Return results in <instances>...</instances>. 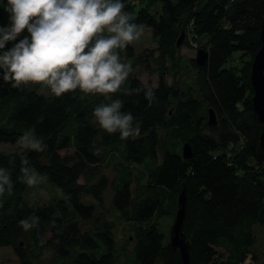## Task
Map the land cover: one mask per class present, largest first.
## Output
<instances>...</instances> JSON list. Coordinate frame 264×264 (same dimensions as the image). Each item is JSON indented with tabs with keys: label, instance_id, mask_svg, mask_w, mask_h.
Instances as JSON below:
<instances>
[{
	"label": "trees",
	"instance_id": "trees-1",
	"mask_svg": "<svg viewBox=\"0 0 264 264\" xmlns=\"http://www.w3.org/2000/svg\"><path fill=\"white\" fill-rule=\"evenodd\" d=\"M122 3L135 23L150 28L156 43L147 66L158 84L146 85L132 72L126 86L140 92L112 97L135 117L138 136L121 140L100 128L94 109L110 102L102 96L77 89L56 97L42 85L16 89L0 73V144L15 147L0 151V167L9 170L14 185L11 195L0 198V247H11L19 264H33L47 250L52 264H182L161 221L174 219L185 189L183 233L191 264H264L254 230L264 227V147L250 78L262 46L264 0ZM6 7L7 0H0V26L9 23ZM182 31L183 45L197 41L196 51L208 52L202 66L196 56L181 54L183 45L177 48ZM121 56L122 62L143 60L135 42ZM147 88L155 92L151 105ZM210 109L218 120L213 127ZM29 128L47 145L44 152L21 153L17 138ZM185 143L190 159L182 155ZM21 155L52 190L41 204L19 179ZM108 190L133 242L118 243L105 207ZM33 218L38 223L24 230L20 221Z\"/></svg>",
	"mask_w": 264,
	"mask_h": 264
},
{
	"label": "clouds",
	"instance_id": "clouds-1",
	"mask_svg": "<svg viewBox=\"0 0 264 264\" xmlns=\"http://www.w3.org/2000/svg\"><path fill=\"white\" fill-rule=\"evenodd\" d=\"M124 7L122 0H7L9 23L0 26V73L4 81L21 90L31 85L46 86L56 97L77 89L84 96H102L110 102L94 109L100 128L108 134L119 133L121 140L138 136L135 117L122 111V100L112 99L118 93L140 92L126 86L133 67L131 62H122L121 53L138 42L144 30ZM144 97L149 105L154 103V90L145 89ZM17 144L21 153L24 149L44 152L47 148L32 128L17 138ZM9 164H15L14 158ZM20 171L19 179L30 187L44 180L23 155ZM13 187L9 170L0 167V198L11 195ZM37 223L38 218L31 223L20 221L26 231Z\"/></svg>",
	"mask_w": 264,
	"mask_h": 264
},
{
	"label": "rangeland",
	"instance_id": "rangeland-1",
	"mask_svg": "<svg viewBox=\"0 0 264 264\" xmlns=\"http://www.w3.org/2000/svg\"><path fill=\"white\" fill-rule=\"evenodd\" d=\"M144 34L141 37V39L138 42H135V50L136 55H142V62L140 64H133L132 61H129L127 59H124V63L131 62L133 67V73L137 74L139 79L146 85H157L158 84V76L155 72L148 69L147 64L149 63V53L151 50H153L156 47L155 40L152 35V31L150 28L144 27ZM191 44V43H190ZM199 43L196 41L195 46H197ZM195 46H187L183 45L181 48V54L185 55L186 57H195L196 56V47ZM147 55V58L144 60L145 56ZM236 63V62H235ZM191 75H193V72H191ZM170 81V78H168ZM15 147H12L11 145L7 144H0V151H11L14 150ZM52 190L49 188V186L43 182L38 183L35 186L30 187L28 191V195L31 198H34L37 203H43L44 201H47L50 198ZM111 199H112V191L108 190L106 193V202L105 207L106 211L109 214V218H112L116 225L117 230V238L118 243L122 244L124 243L125 239H130V241L133 242V233L131 231V228L128 224L120 222L116 218V213L113 211L111 206ZM173 221L171 218H165L162 219L161 225L162 230L165 233V235L170 239V233H171V227L173 225ZM87 227V226H86ZM254 230L256 231V235L259 233V238L257 240V243H259L261 252L260 258L262 261H264V227L261 225H255ZM256 243V244H257ZM132 247L130 244L129 249ZM53 261V252L51 250H47L43 253V255L35 260L33 264H52ZM0 264H19V260L14 252V250L11 247H0ZM69 264V263H67Z\"/></svg>",
	"mask_w": 264,
	"mask_h": 264
},
{
	"label": "water",
	"instance_id": "water-1",
	"mask_svg": "<svg viewBox=\"0 0 264 264\" xmlns=\"http://www.w3.org/2000/svg\"><path fill=\"white\" fill-rule=\"evenodd\" d=\"M186 33L181 32L177 39V48H180L185 41ZM261 48L254 57L251 66V84L253 89L252 106L258 120L262 124V133L260 135V144L264 147V21L262 24ZM196 63L199 66L205 64L208 58V52L205 49H199L196 54ZM218 123L216 113L210 109L208 112V125L213 127ZM182 155L185 159H190L193 156L191 146L188 143L184 144ZM187 215V197L185 189L182 190L177 199V210L174 216L173 225L170 233V245L173 249L180 252L182 264H191L190 244L186 241L183 233L184 223Z\"/></svg>",
	"mask_w": 264,
	"mask_h": 264
},
{
	"label": "built area",
	"instance_id": "built-area-1",
	"mask_svg": "<svg viewBox=\"0 0 264 264\" xmlns=\"http://www.w3.org/2000/svg\"><path fill=\"white\" fill-rule=\"evenodd\" d=\"M193 46H195V43L193 44ZM196 47V49H197V46H195Z\"/></svg>",
	"mask_w": 264,
	"mask_h": 264
}]
</instances>
